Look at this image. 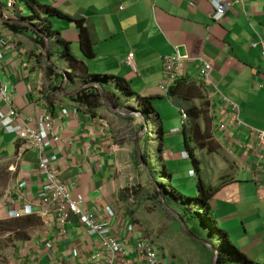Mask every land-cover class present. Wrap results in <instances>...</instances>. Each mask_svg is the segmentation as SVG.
<instances>
[{
    "label": "crops",
    "instance_id": "obj_1",
    "mask_svg": "<svg viewBox=\"0 0 264 264\" xmlns=\"http://www.w3.org/2000/svg\"><path fill=\"white\" fill-rule=\"evenodd\" d=\"M229 1L231 9L220 22L212 19L213 0L25 1L26 5L21 7L22 15L28 9L27 17L35 14L43 18L47 7L61 14L48 17L50 30L26 23L28 20H22L24 17L18 16L16 11L5 12L8 18L32 28L29 27L28 33L17 35L0 27V35L8 39L0 83L6 86L12 108L29 127L35 129L36 120L43 114L51 118L56 140L46 156L55 157L51 169L60 182L72 195L84 199L83 210L98 222L106 220L103 214L106 207L116 210L117 218L111 222V230L125 251L123 257L117 258V263L148 264L135 250L136 242H148L145 230L133 222L122 206L121 192L126 186L122 150L113 139L116 122L131 118H118L104 105L86 112L71 99L80 89L96 85L107 90L105 97L102 92L107 104L113 103L123 111L132 110L128 101L133 100L123 95L115 84V79L121 78L140 98H167L171 103L174 100L180 115L186 101L169 96L173 87L167 93L160 90L164 59L179 53L191 60L181 65L179 80L201 88L210 107L208 116L213 138L234 164V170L228 174L229 181L217 187L207 185L214 191L208 206L215 228L211 233L199 231L198 236L206 243L193 236L195 240L189 238L188 242L209 248L212 260L213 251L218 255L224 247L234 258L233 263L238 256L231 248L251 264H264V160L259 159L258 150L246 131L231 128L228 137L217 131L222 107L220 94L237 105L240 119L246 125L264 131V0ZM78 22L84 28L93 57L88 58L81 51L82 29ZM35 33L44 41L45 48L32 41ZM62 42L70 44L73 55L88 68L87 77H70L59 69L55 53ZM49 48L53 54L51 62ZM130 54L134 55L133 68L126 64ZM201 58L211 62L212 80L218 93L205 90L201 85V63L197 61ZM52 65L57 68V77L48 81L46 68ZM87 89L100 94L96 88ZM121 103L124 105L119 106ZM168 117L163 122L159 117L163 152L170 156L165 165L187 160L186 151L180 149L185 147L182 134L185 121L181 115L180 122L177 115ZM165 139L178 153L165 149ZM0 160L13 161L18 184H25L20 192H13L12 199L2 204L0 219H7L9 212L21 210L26 203L34 212V216L21 219L34 225L27 228L24 239L14 243L9 264H92L90 258L102 253L100 244L97 239L88 237L86 229L76 219L71 218L67 225L60 226L55 212H48L45 218L38 215L42 178L38 172L37 152L0 128ZM256 176L258 181H255ZM260 196L263 200H259ZM176 205L182 207L183 203L176 201ZM190 205L189 200L185 209L188 214ZM131 224L134 231L127 234L125 228ZM207 225L212 227L207 223L206 228ZM220 232L225 234L229 245L222 240ZM216 234L218 240L211 239ZM152 246L157 253L155 264H187L183 261L185 252L181 254L182 251L163 244ZM102 257L106 258L107 254L103 253ZM206 258L201 264H207Z\"/></svg>",
    "mask_w": 264,
    "mask_h": 264
},
{
    "label": "rangeland",
    "instance_id": "obj_2",
    "mask_svg": "<svg viewBox=\"0 0 264 264\" xmlns=\"http://www.w3.org/2000/svg\"><path fill=\"white\" fill-rule=\"evenodd\" d=\"M21 5H26V2L22 1ZM0 6L3 17L5 19H11L6 18L3 13L2 9L4 3L2 5L0 4ZM28 14L29 11L26 8L22 16L27 17ZM36 24L37 23H35V26H38ZM2 26L3 23L0 21V27ZM3 37L6 38L5 36ZM60 48L61 47H58V50L55 53L57 62L60 65L59 69L70 77L74 76L70 70L66 71V64L60 59ZM7 96L10 99L9 101L12 108L11 97L9 95ZM103 100L107 103V99L105 100L104 97L103 99L101 97V105H104ZM150 102L155 114L160 117L162 122L164 119H168V116L170 115H177L180 122V115L177 113L174 100L173 103H171L167 98L151 100ZM184 103H186L184 104V114L186 109L191 107L198 108V105H200V102L198 101ZM0 104L4 108V104L2 102H0ZM123 105V103L119 104V106ZM128 106H131L132 108V110H127L128 114L114 116H117L118 118L131 119H126L127 121L123 120L120 123L116 122L118 125L113 127V139L119 149L122 150L121 154L123 173L125 176L124 179L126 180V186L121 192L122 206L126 210L128 216L133 218V222L139 224L145 230V234L147 235L146 240L148 243L151 245L163 244L167 247L171 246L177 251H182L181 254L185 252L183 261L187 262V264H201L200 261L208 257V255L199 249L201 246L198 245L200 244H197V247L192 245L188 242L190 241L189 237L176 228L175 224L170 219L172 217L164 213L162 206L158 203L156 192H158L161 197L162 195L164 196L165 201L160 197L162 200L161 203H163L164 206L168 205V208H170L169 210L172 212H179L180 214L182 212V208H187L189 200L195 199L197 196V182L201 181L206 186L208 185L210 187L222 185L226 181H229L228 174L234 170V164L231 162L229 155L220 147V145H218L216 141H214L216 144H212L210 141H206L204 139L206 138V135L204 134L205 132L202 127V122L196 121V124L199 127L195 128L194 126L190 125L191 122L187 119L185 114L186 120L184 122L183 128H186L189 134L191 141L190 144L193 148L199 171L197 172L194 170L191 162L188 160V154H186V152L184 156L187 160L172 161L165 165V161H167L170 156L163 151L158 155L154 153V150L157 147L155 136L157 124L155 114L152 116L151 113L145 114L144 109L140 108L136 103H134V101H128ZM137 114H140V116L143 117V120H141ZM23 122L28 125V122L24 120ZM144 123L146 124V128ZM178 128L181 129V126L179 125ZM147 134L149 137L144 139L145 135ZM137 140L138 143L136 146ZM166 140L167 139H165V141ZM18 141L21 142L20 140ZM164 145L166 150L171 149L168 146L167 141L164 142ZM204 145H207L211 150L208 148L203 149ZM145 149L147 150L149 162L148 166L145 164L139 165L134 152L135 150L138 156H142L145 153ZM172 149H175V147ZM180 149L185 151L184 146H182ZM172 151L173 153H178L176 150ZM160 165H164V168L169 172V174H171L172 178L170 182L165 181L160 177L158 169ZM189 171L194 173L193 178L188 177ZM198 177L201 179L198 180ZM17 181L18 177L14 162L11 160H0V208L3 203L13 198V192L16 191L18 184ZM20 184L21 183L18 185ZM168 201L170 203H168ZM176 201L177 203H183L182 208L177 205L175 206ZM174 207L177 210H175ZM188 208H190V214L197 211V209L193 206V203H191ZM197 214L201 218L200 212H197ZM17 220L18 222H15L16 220L0 219V264H9V257L14 243L21 240L22 238L24 239L27 235V228L31 225H34V223L29 224L25 221H22L21 219ZM201 221H203V223L206 222L205 219ZM185 228L188 231L187 227ZM3 231H5V233L1 234ZM206 231L207 233H211V226L207 225ZM201 239L204 243H206L203 238ZM211 239L218 240V234H216V236L212 237ZM225 252H227V250L223 247L219 253ZM236 263L237 262H234V264Z\"/></svg>",
    "mask_w": 264,
    "mask_h": 264
},
{
    "label": "built area",
    "instance_id": "obj_3",
    "mask_svg": "<svg viewBox=\"0 0 264 264\" xmlns=\"http://www.w3.org/2000/svg\"><path fill=\"white\" fill-rule=\"evenodd\" d=\"M3 13L6 18L5 12L16 11L18 16L22 15V1L29 0H3ZM214 12L212 19L215 22H220L227 12L231 9V2L229 0H213L212 2ZM123 10V8H120ZM8 46V40L0 35V70L4 63V50ZM264 47V44H263ZM264 56V51L262 53ZM134 55L130 54L126 59V64L133 68ZM189 58H183L179 53L171 58L164 59L162 72V83L160 90L167 93L179 80V69L183 63L190 62ZM201 63L200 77L201 85L205 90L215 91L214 83L212 80V67L211 62L205 58L198 59ZM264 81V80H263ZM6 86L0 84V102L4 104V108L0 104V128L7 134L15 136V139L24 143L29 150L37 152L38 156V172L42 178L41 187L38 194L39 201V214L40 217L48 216V212H55L58 224L60 226L67 225L71 218L86 229L88 237L97 239L101 247V254H96L90 261L92 264H122L117 263V258L124 256V246L119 238L112 232L111 222L117 218V212L113 208L106 207L103 211L106 220L98 222L94 216L86 213L83 210L84 199L80 196L71 194L67 186L60 182L57 174L51 169L52 163L55 162V157L46 156L48 148L51 143L56 140L52 120L47 115H42L37 119L35 129L30 128L19 115L11 108L10 99L7 96ZM221 109L218 113L220 117L217 131L228 137V130L236 128L244 130L248 133L249 137L253 140V145L258 153V157L264 160V131L254 129L246 125L239 116V109L237 105L229 99L220 94ZM66 115V112H62ZM181 119L184 122L186 116L183 111H180ZM184 154V153H183ZM194 173L190 172L189 177L193 178ZM255 181H258L256 176ZM25 187L24 183L17 185L16 191L20 192ZM20 198L22 196L19 195ZM259 200H263L260 196ZM13 204V202H11ZM34 216L33 207L26 203L21 210L11 211L7 215V220L23 219ZM134 231L133 224L126 226L125 232L132 234ZM135 250L143 257L148 264H155L157 261V253L154 247L146 242H136ZM107 254L106 258L102 254ZM76 256V253H73Z\"/></svg>",
    "mask_w": 264,
    "mask_h": 264
},
{
    "label": "trees",
    "instance_id": "obj_4",
    "mask_svg": "<svg viewBox=\"0 0 264 264\" xmlns=\"http://www.w3.org/2000/svg\"><path fill=\"white\" fill-rule=\"evenodd\" d=\"M0 4L2 5L1 0H0ZM43 15H44L43 18H41V17L36 16L35 14H32V15H29L28 17L22 18V20H24V21L28 20L26 22L29 24L35 25V23H37L36 25H40V27H42V29L49 28V30H50L51 24L49 22L48 17L59 16L61 14L59 12H57L56 10H54L53 8L47 7L43 10ZM78 26L81 27V29H82V32L80 35L81 36V44H80L81 51L86 57H88V58L93 57L94 55L92 53L91 45L85 36V31L81 25V22H78ZM3 27L8 29L9 31H11L14 34H17V35H22V34L28 33V31L30 30L29 27H25V26L18 25V24L3 23ZM57 36H58V34H57ZM32 41L36 45H39L41 48H45L44 41L38 36L37 33H35L33 35ZM48 57L50 60L53 57L51 48H49ZM60 59H61V61L66 63V67L68 68V70H70L72 75H74L76 78L77 77L83 78V77H87L89 75L88 68L84 65V63L82 61H79L73 55L72 50L70 48V44L62 42V46L60 49ZM56 69L57 68L55 65H52L50 67L47 66L46 78L48 81L54 76L57 77V74L55 72ZM115 84L119 89H121L123 95L128 96L129 98L131 97V99L140 108L144 109L145 114H150V113H151V115L155 114V111L153 110V107L151 106V103H150L151 99L140 98L139 96H137L130 89V87L128 86V83H126L121 78H116ZM102 92L104 93V97H105V93L107 92V90L103 88ZM169 96L176 97V99L180 100L181 102L182 101H186V102L198 101V102H200V105H198V108H192V107L188 108L185 110V114L187 116V119L191 122L190 125L194 126L195 128L199 127L196 124V121H201L202 127H203L204 132H205L204 134L206 135V138H204V139L206 141L207 140L210 141L212 144H214V143L216 144V142H214L215 140L213 138V130H212V126H211V121L208 117L210 107H209L207 100L204 98V96L202 94L201 88L197 87L194 83L188 84L187 82H184L183 80H178L176 82L175 86L172 88V90H170ZM71 102L74 104H77L79 107L84 108L86 110V112H90V111L96 109L97 107L102 106L100 94H98V92L93 90V89H87V90L80 92L78 95H76L75 97H73L71 99ZM110 106H112L113 108H117V106L114 104H110ZM155 116H156V118H158L159 122H157V130L155 133L157 147L154 150V153L158 155L163 151V131H162V128L160 125L159 116L157 114H155ZM182 134H183V139H184L185 151H186V154H188V160L191 162L194 170L198 172L199 169L197 167V160L194 156L193 148L191 147V144H190L191 143L190 137H189V134H188L186 128H183ZM147 137H149L148 134L145 135L144 139H146ZM203 147H204L203 149L208 148L207 145H204ZM208 149L211 150L210 148H208ZM134 152H135V156L137 158V163L139 165H141V164H145L146 166L149 165L146 149H145V153L142 156H138L135 150H134ZM158 169H159L160 177L163 178L165 181L170 182L172 176L164 168V165H160ZM196 190H197V196L195 197V199H191L190 201H191V203H193V206L195 208H197V211L192 213V214H190V213L188 214L187 213L188 211H186L185 209H183L181 207L182 212L180 214H179V212H175V213L181 219L184 226L187 227L191 236L195 237L196 239H201L198 236V233H199V231L207 233V231H206L207 230V228H206L207 223H210L212 225V227H211L212 229L215 228V225L213 224L214 223L213 219L210 216L209 206H208V201L210 200L214 191L211 190L208 186L202 184L200 181L197 182ZM156 195H157L158 203L162 206V210L164 211V213L169 215L164 210L163 203H161L162 202L161 198H163V200L165 201L164 196L162 195V197H161L158 194V192H156ZM168 203H170V202L168 201ZM166 204H167V202H166ZM166 207L168 208V205ZM168 209H170V208H168ZM175 210H177V209H175ZM197 212H200L201 218H200V216H198ZM202 218L205 219L206 222L203 223V221H201V220H203ZM170 219L175 224L176 228L178 230H180V227H179L177 221H175L173 218H170ZM15 222H18V220H16ZM0 223H1V221H0ZM14 228H16V227H14ZM8 230H10V229H8ZM4 233H5V231L1 232V234H4ZM219 234H220L222 240L225 241V243L227 245H229V242L226 239L225 234L222 232H220ZM198 246H201L199 249L201 251H203L206 255H208V263L212 264V255L213 254L211 253V251L202 245H198ZM231 249L233 251V254L238 256L236 264H251V262H249V260L246 257H244L243 255H241L238 251L234 250L233 248H231ZM233 260H234V258H232L228 252L218 253L216 264H234Z\"/></svg>",
    "mask_w": 264,
    "mask_h": 264
},
{
    "label": "water",
    "instance_id": "obj_5",
    "mask_svg": "<svg viewBox=\"0 0 264 264\" xmlns=\"http://www.w3.org/2000/svg\"><path fill=\"white\" fill-rule=\"evenodd\" d=\"M0 21H1L2 23H8V24H20V25H26V26L32 28L31 25L24 24V22H22V21H19V20H12V19H5V18L3 17V15H2V13H1V6H0ZM48 59H49V57H48ZM49 62H50V59H49ZM89 87H91V88H96V89L100 92L101 97H102V99H103L102 88H101V86H96V85H90V86H87V87H85V88H82V89H80V90L77 92V94L80 93L81 91L86 90V89L89 88ZM65 99H70V98H69V97H66ZM103 104H104V106H105V107H106V108H107V109H108L113 115L120 116V114H128L127 111H123V110L115 109V108L109 106L104 100H103ZM137 116H138L141 120H143V117L140 116V114H137ZM144 126H145V128H146V124H145V123H144ZM137 143H138V140L136 141V146H137ZM136 150H137V148H136ZM163 208H164V210H165V211H166V212H167V213H168V214H169V215H170L175 221H177V223H178V225H179L180 230L182 231V233L185 234L186 236H188L189 238L195 240V239L191 236V234L186 230V228H185L184 224L182 223L181 219H180V218H179L174 212H172L171 210H169L166 206L163 205ZM213 253H214V258H213V260H212V264H216V262H217V253H216L215 251H213Z\"/></svg>",
    "mask_w": 264,
    "mask_h": 264
}]
</instances>
